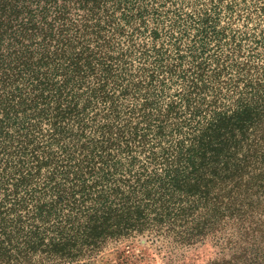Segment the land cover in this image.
Listing matches in <instances>:
<instances>
[{
	"label": "trees",
	"instance_id": "1",
	"mask_svg": "<svg viewBox=\"0 0 264 264\" xmlns=\"http://www.w3.org/2000/svg\"><path fill=\"white\" fill-rule=\"evenodd\" d=\"M134 240L264 264V0H0V264Z\"/></svg>",
	"mask_w": 264,
	"mask_h": 264
},
{
	"label": "rangeland",
	"instance_id": "2",
	"mask_svg": "<svg viewBox=\"0 0 264 264\" xmlns=\"http://www.w3.org/2000/svg\"><path fill=\"white\" fill-rule=\"evenodd\" d=\"M140 241L125 242L120 245V249L135 253V255L140 254L144 256V259L134 255V260L128 263H119L114 260L111 261V264H203L210 258L215 257L217 251L210 242L193 247L172 249L161 244ZM112 258V254H107L105 259ZM95 264H106V261L99 260Z\"/></svg>",
	"mask_w": 264,
	"mask_h": 264
}]
</instances>
